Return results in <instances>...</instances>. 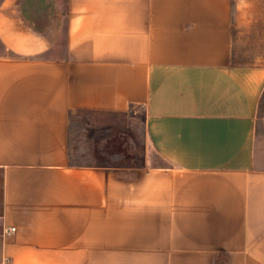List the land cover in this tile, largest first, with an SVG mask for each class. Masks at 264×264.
I'll use <instances>...</instances> for the list:
<instances>
[{
    "label": "crops",
    "instance_id": "0c3cea01",
    "mask_svg": "<svg viewBox=\"0 0 264 264\" xmlns=\"http://www.w3.org/2000/svg\"><path fill=\"white\" fill-rule=\"evenodd\" d=\"M81 111L133 153L74 162ZM4 227L0 264H264V0H0Z\"/></svg>",
    "mask_w": 264,
    "mask_h": 264
},
{
    "label": "rangeland",
    "instance_id": "374dc122",
    "mask_svg": "<svg viewBox=\"0 0 264 264\" xmlns=\"http://www.w3.org/2000/svg\"><path fill=\"white\" fill-rule=\"evenodd\" d=\"M117 118H120L117 116ZM129 119V115L122 116ZM101 114L81 111L73 116L71 124V150L74 162L107 164L119 160L120 155L129 156L136 144L135 133L130 127L112 129L97 125Z\"/></svg>",
    "mask_w": 264,
    "mask_h": 264
},
{
    "label": "built area",
    "instance_id": "2783aa9c",
    "mask_svg": "<svg viewBox=\"0 0 264 264\" xmlns=\"http://www.w3.org/2000/svg\"><path fill=\"white\" fill-rule=\"evenodd\" d=\"M15 227H4L0 230V236H5L6 234L12 232V231H15Z\"/></svg>",
    "mask_w": 264,
    "mask_h": 264
}]
</instances>
